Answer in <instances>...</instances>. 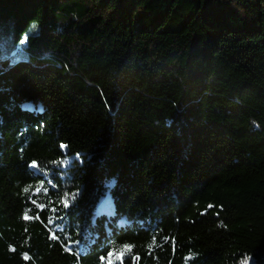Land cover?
<instances>
[{"label":"trees","instance_id":"trees-1","mask_svg":"<svg viewBox=\"0 0 264 264\" xmlns=\"http://www.w3.org/2000/svg\"><path fill=\"white\" fill-rule=\"evenodd\" d=\"M0 264H264V0H0Z\"/></svg>","mask_w":264,"mask_h":264},{"label":"rangeland","instance_id":"rangeland-1","mask_svg":"<svg viewBox=\"0 0 264 264\" xmlns=\"http://www.w3.org/2000/svg\"><path fill=\"white\" fill-rule=\"evenodd\" d=\"M63 168V165H55L53 166V168L51 170H49V172H43L40 173L38 171H36L41 177H43L44 179H47L51 182V187L54 188L53 186L55 183V178H57V176L60 175L59 171ZM56 187V186H55ZM56 189V188H55ZM65 200L66 201H70L71 200V195L69 194H65ZM110 203H106L105 201L101 202L99 205V209L102 210L105 213H109L110 212Z\"/></svg>","mask_w":264,"mask_h":264},{"label":"snow or ice","instance_id":"snow-or-ice-1","mask_svg":"<svg viewBox=\"0 0 264 264\" xmlns=\"http://www.w3.org/2000/svg\"><path fill=\"white\" fill-rule=\"evenodd\" d=\"M35 162H33V167H35ZM25 191H28V189L26 188ZM65 207H67V204H65ZM25 259H28L27 255H25Z\"/></svg>","mask_w":264,"mask_h":264}]
</instances>
